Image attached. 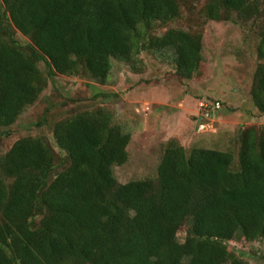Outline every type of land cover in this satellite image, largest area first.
Here are the masks:
<instances>
[{"label": "trees", "instance_id": "1", "mask_svg": "<svg viewBox=\"0 0 264 264\" xmlns=\"http://www.w3.org/2000/svg\"><path fill=\"white\" fill-rule=\"evenodd\" d=\"M258 8L256 0H208L204 13L214 22L231 13L249 21ZM180 16V0H0V128L12 127L50 79L83 75L105 85L112 60L132 67L143 50L170 52L178 77L193 79L203 34H149ZM250 96L264 117V64ZM53 138L63 157L31 136L0 156V264H251L229 244H264V126L240 131L237 170L232 151H187L170 140L157 178L126 184L113 169L128 162L132 136L111 111L62 120Z\"/></svg>", "mask_w": 264, "mask_h": 264}, {"label": "rangeland", "instance_id": "2", "mask_svg": "<svg viewBox=\"0 0 264 264\" xmlns=\"http://www.w3.org/2000/svg\"><path fill=\"white\" fill-rule=\"evenodd\" d=\"M181 16L167 24H154L150 35L161 36L169 29L203 34L202 66L191 80L178 77L173 54L143 50L133 66L112 60L105 85L86 76L58 75L48 82L37 101L29 106L10 128H0V156L25 137H44L56 147L53 127L77 114L100 108L115 115V123L130 133L129 159L114 167L118 182L154 180L164 149L177 140L187 151L210 148L234 153L237 170L239 133L243 128L264 126V117L254 107L250 90L254 72L264 59L258 58L260 32L264 21V0H256L258 14L247 21L231 13L228 20L214 22L206 18L208 0H180ZM19 43L30 40L16 33ZM46 74L44 62L39 64ZM211 109L219 102L218 119L204 118L200 103ZM201 123L213 124L207 132H198ZM3 133L9 136H3ZM59 168L57 171H62ZM187 226L178 232L184 242ZM230 251L245 254L251 264L264 263V244L245 242L241 237L229 244Z\"/></svg>", "mask_w": 264, "mask_h": 264}, {"label": "built area", "instance_id": "3", "mask_svg": "<svg viewBox=\"0 0 264 264\" xmlns=\"http://www.w3.org/2000/svg\"><path fill=\"white\" fill-rule=\"evenodd\" d=\"M221 108V104L219 102H216L213 106V109H211L209 107V105H207L206 103L204 102H201L200 103V109L203 111V115H204V118H207L208 120H214L216 119V114H217V111ZM213 127V124H207V123H201L199 126H198V132H207L209 129H212Z\"/></svg>", "mask_w": 264, "mask_h": 264}, {"label": "crops", "instance_id": "4", "mask_svg": "<svg viewBox=\"0 0 264 264\" xmlns=\"http://www.w3.org/2000/svg\"><path fill=\"white\" fill-rule=\"evenodd\" d=\"M215 117H216V119H218V118H219V116H218V112H217V114H216V116H215Z\"/></svg>", "mask_w": 264, "mask_h": 264}]
</instances>
